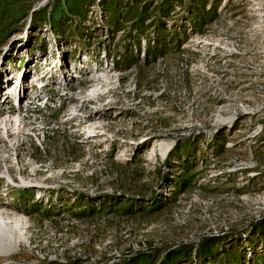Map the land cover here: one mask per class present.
<instances>
[{
  "label": "rangeland",
  "instance_id": "obj_1",
  "mask_svg": "<svg viewBox=\"0 0 264 264\" xmlns=\"http://www.w3.org/2000/svg\"><path fill=\"white\" fill-rule=\"evenodd\" d=\"M100 1L0 0V264H264V0Z\"/></svg>",
  "mask_w": 264,
  "mask_h": 264
},
{
  "label": "trees",
  "instance_id": "obj_2",
  "mask_svg": "<svg viewBox=\"0 0 264 264\" xmlns=\"http://www.w3.org/2000/svg\"><path fill=\"white\" fill-rule=\"evenodd\" d=\"M87 1L95 3V0H87ZM114 1L115 0H111V1L101 0L100 3H102V5H104V4L107 5L109 3L108 4L109 6H115ZM137 1L138 0H135V2H137ZM173 3H174L173 0H162V2L159 4V10L161 11L163 18L170 19L172 17V15H174L178 12V10L173 7V5H172ZM177 3L179 4V3H181V1L177 0ZM144 8L145 7H143V9ZM202 8H203L202 12L199 13L200 19L197 16H196V18L192 17V20L195 23V25L192 27H189V28L186 27V25H184L183 28L177 30L175 28L176 26L171 23V25H173V28H174L172 30L171 29L172 27H170V25H167L166 21H160V24L156 26L157 35L153 39V41H152L153 43H151V41H150V45L146 49L145 56L146 55L152 56L153 54H156V56L154 57L155 58L154 62H156L157 59H159L161 57H168V56L180 57L182 52L185 50V48H183V45L185 44V42H187L190 33L194 30H197L198 27L209 22L210 19L212 18V14H214V16L218 15L216 7L214 9H208V10H206V6H202ZM41 10L42 9H38L37 12H40ZM115 12H119V11L115 10ZM130 12H131V10H129V14H130ZM193 12L194 11H192V16H195ZM120 14H122V13H120ZM139 17L141 18V17H143V15H140ZM134 18H138V16H134ZM190 165L191 164H189V166ZM187 171L190 172L189 169ZM189 180L190 179H188V176H184L182 181H180L181 183L180 182L178 183L180 188H179L178 192H177V188H176V194L177 195L184 192V191H182L183 187L187 186V183L189 182ZM174 198H177V197L175 196ZM111 204H112V207L108 212L118 213L122 210V208H124L123 210H126L125 207H120L118 204H116L115 201ZM153 208L154 207H151V210ZM107 209H108V207L106 205L100 206L99 208L95 207V209H93V215L95 216L96 215L95 213H99L98 215H101L102 214L101 212H105ZM154 210H156V208H154ZM129 211L130 210H128V213H129ZM81 214L85 217L87 212L83 211ZM259 230H264V218L262 220H260V222L257 223V232ZM224 238L226 240L228 237L223 235V236H216V237L203 239L202 243L200 244L201 247H200L199 251L201 253H207L208 251L211 250L213 245H216L219 242L224 241L223 240ZM200 245H198V246H200ZM193 248H194L193 245H187V246H183V248L180 247L177 249H173L166 255V258H167L166 261L167 260H173L174 262H177V261L181 260V262H184L188 259H184L183 256H186L189 258ZM78 262L76 261L75 263L83 264V261L82 262L78 261Z\"/></svg>",
  "mask_w": 264,
  "mask_h": 264
},
{
  "label": "bare ground",
  "instance_id": "obj_3",
  "mask_svg": "<svg viewBox=\"0 0 264 264\" xmlns=\"http://www.w3.org/2000/svg\"><path fill=\"white\" fill-rule=\"evenodd\" d=\"M45 67H47V66L45 65V66L43 67V65H41L39 68H40V69H41V68L43 69V68H45ZM43 75H47V74L44 73ZM44 77H45V76H44ZM98 81H99V80H98ZM4 85H5V84H4V82H3V77L1 76V77H0V90H1V93L5 92V91L8 89V88L6 89V86H4ZM8 87H9V86H8ZM4 89H5V90H4ZM10 96H11V95L7 96V98H6L5 101L9 100ZM26 186H27V185H26ZM0 206H1V204H0ZM7 207H8V206H7ZM0 213H1V215H2V214H4V213H6V212H5V211H1ZM7 214H8V213H7ZM4 216H5V214H4Z\"/></svg>",
  "mask_w": 264,
  "mask_h": 264
}]
</instances>
